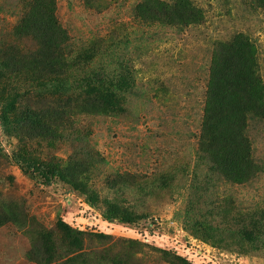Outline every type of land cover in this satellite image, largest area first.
I'll use <instances>...</instances> for the list:
<instances>
[{"label": "rangeland", "instance_id": "1", "mask_svg": "<svg viewBox=\"0 0 264 264\" xmlns=\"http://www.w3.org/2000/svg\"><path fill=\"white\" fill-rule=\"evenodd\" d=\"M36 1L0 0V264H264V118L246 182L203 139L223 44L249 36L264 82V6L191 0L201 21L172 24L145 0H54L49 68L15 32Z\"/></svg>", "mask_w": 264, "mask_h": 264}, {"label": "trees", "instance_id": "2", "mask_svg": "<svg viewBox=\"0 0 264 264\" xmlns=\"http://www.w3.org/2000/svg\"><path fill=\"white\" fill-rule=\"evenodd\" d=\"M256 1L264 6V0ZM44 5L36 1L15 32L35 39L41 65L51 68L53 53L68 36L54 15V0ZM138 13L142 19L172 24L199 22L204 17L191 0H175L173 4L145 0L138 5ZM255 118H264V82L257 70V48L249 36L240 33L213 56L203 119L204 149L221 172L236 183L246 182L258 172L247 134V126ZM37 127V133L52 128L44 122Z\"/></svg>", "mask_w": 264, "mask_h": 264}, {"label": "bare ground", "instance_id": "3", "mask_svg": "<svg viewBox=\"0 0 264 264\" xmlns=\"http://www.w3.org/2000/svg\"><path fill=\"white\" fill-rule=\"evenodd\" d=\"M211 69V68H210Z\"/></svg>", "mask_w": 264, "mask_h": 264}]
</instances>
